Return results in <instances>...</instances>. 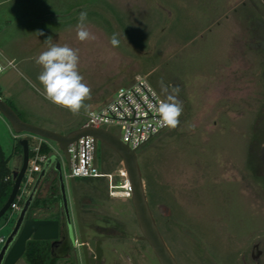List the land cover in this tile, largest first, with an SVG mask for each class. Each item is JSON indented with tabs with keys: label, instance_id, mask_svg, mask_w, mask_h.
Instances as JSON below:
<instances>
[{
	"label": "rangeland",
	"instance_id": "obj_1",
	"mask_svg": "<svg viewBox=\"0 0 264 264\" xmlns=\"http://www.w3.org/2000/svg\"><path fill=\"white\" fill-rule=\"evenodd\" d=\"M31 29L44 34L39 50L51 52L34 54L24 45ZM0 31V45L7 42L17 57L34 54L16 80L49 98L47 113L57 118V129L85 120L138 76L166 104L176 102L171 107L180 116L137 150L162 235L180 264H256L253 245L264 247V175L253 141L264 105L261 0H0ZM1 77L0 95L13 105L21 86L8 88L6 97ZM2 118L0 144L8 154L18 139ZM107 127L121 133L117 125ZM102 149L98 143L97 169L121 183L120 156ZM106 188L107 196L98 197L102 212L137 229L130 197ZM17 214L0 217L1 235H8ZM16 264H27L26 258Z\"/></svg>",
	"mask_w": 264,
	"mask_h": 264
},
{
	"label": "water",
	"instance_id": "obj_2",
	"mask_svg": "<svg viewBox=\"0 0 264 264\" xmlns=\"http://www.w3.org/2000/svg\"><path fill=\"white\" fill-rule=\"evenodd\" d=\"M0 114L8 121L14 132H25L50 140L56 145L58 151V153L52 152L47 156L42 169L34 177L28 194L14 220V224L5 237L4 243L0 246V264H16L23 255L26 249V242L29 239L48 240L57 238L59 225L66 223L71 226L76 223L82 235L81 213L78 204L79 194L75 178L69 176L72 158L68 147L80 137H85L86 135L93 137V166H97L98 143L108 145L120 156L131 187L130 199L138 225L159 263L179 264L161 236L148 204L137 159V150L142 144L132 148L126 142H123L118 134L103 127L81 126L63 134L34 125L22 120L16 111L1 97ZM180 114L181 111L177 113L176 118ZM18 144L21 147L20 161L17 166L11 168L13 183L6 201L0 207V217L5 214L13 201L28 165V138H19ZM65 163L67 165L66 170L64 169ZM54 179H56V184L58 185V192L56 193L60 194V201L48 206H44L42 202L39 205H33L36 196L39 197L44 192L39 198L43 200L46 197L47 189ZM68 185L71 187L72 202L68 197ZM38 192H40L39 195H37ZM55 196L51 195L49 198ZM71 204L74 206V214L71 211ZM55 212L59 213L58 218L47 216L49 213Z\"/></svg>",
	"mask_w": 264,
	"mask_h": 264
},
{
	"label": "flooded vegetation",
	"instance_id": "obj_3",
	"mask_svg": "<svg viewBox=\"0 0 264 264\" xmlns=\"http://www.w3.org/2000/svg\"><path fill=\"white\" fill-rule=\"evenodd\" d=\"M261 1L264 3L263 0ZM261 112L260 119L262 122L256 127L257 134L253 141L257 144L255 156L258 161L256 160V162L264 175V105ZM105 147L110 148L108 145L102 144V151ZM101 179H97L98 183H94L89 177L82 180L75 178L79 194L78 204L81 213L82 235L76 223L71 226L65 223L59 225L58 236L55 239H29L22 255L26 258L27 264H139V260H143V264H160L149 243L142 235L139 225L137 229H134L135 227L129 226L128 223L102 212L101 207L98 206V197L107 196L106 187L109 183H104ZM98 188H103V191L98 190ZM56 192H58V185L54 179L47 189L42 204L48 206L54 202H59L60 194ZM51 195L56 196L49 198ZM69 197L72 201L70 186ZM71 211L74 214L73 204H71ZM47 216L58 218L59 213H49ZM153 218L163 237L154 215ZM124 241L131 243L130 246L128 245L127 248L122 246ZM28 242H33V246H35L29 247ZM167 247L170 250L168 245ZM170 252L175 258L173 252L171 250ZM251 258L256 264H264V247L261 246L260 242L253 245ZM175 260L178 262L176 258Z\"/></svg>",
	"mask_w": 264,
	"mask_h": 264
},
{
	"label": "built area",
	"instance_id": "obj_4",
	"mask_svg": "<svg viewBox=\"0 0 264 264\" xmlns=\"http://www.w3.org/2000/svg\"><path fill=\"white\" fill-rule=\"evenodd\" d=\"M15 62L6 58L0 52V73L15 68ZM178 111L166 104L156 89L143 77H136L130 84L119 86L112 98L97 109L90 110L85 115L82 126L103 127L119 126V136L130 147L136 148L146 142L161 130L168 127L177 118ZM35 136V135H34ZM17 137V135H15ZM37 140L29 144L28 165L19 189L5 214L12 215L19 212L23 201L32 185L35 173L40 172L48 153L41 152V145L45 138L36 136ZM72 163L69 176L109 177V193L113 196H131V187L124 168L119 170L122 182L113 183L111 174H102L97 166H93V137H80L68 147ZM4 235L0 234V246L4 243Z\"/></svg>",
	"mask_w": 264,
	"mask_h": 264
},
{
	"label": "crops",
	"instance_id": "obj_5",
	"mask_svg": "<svg viewBox=\"0 0 264 264\" xmlns=\"http://www.w3.org/2000/svg\"><path fill=\"white\" fill-rule=\"evenodd\" d=\"M28 18H30V16H28ZM1 34H2V32L0 31V36H1ZM37 34H39V33H37L35 30L31 29L29 33H26V35H25L26 37L24 39H21V40L22 41L28 40V44L25 42L24 45H26L28 47H32L31 49L34 50L33 51L34 54H39L41 51H42V53L51 52L52 51L51 49H48L45 51L39 50L38 45L40 44L39 45V47H40L41 45L44 44V42L46 40L45 39L41 40L44 36V34H42V32H40V34H39L41 37H39V36L37 37ZM53 38H54V35H50L49 37H46V39H49V40H52ZM18 40H20V39H18ZM31 42H32V44H31ZM36 45H37V47H36ZM36 48H37V50H36ZM40 49H43V48H40ZM0 52L6 58L14 60L15 65H16L15 68H10V69H7V70L3 71L2 73H0V77L2 75L1 81H2V84L4 86L3 92H4V95L6 97L7 96L10 97V95H11V94H9L8 88L13 87L17 83H19V85H16L17 87L21 86L20 88L17 89V94L15 95V97H13V105H10L7 101L6 102L13 109H14L13 106H15V108L16 107L20 108L26 114V116H28V118H29V119H23L17 113L16 109H14L22 120H26L27 122L32 123L34 125H38V126H41V127H44V128H47V129H50V130H53V131H56L59 133H63V134L69 133V132H71L77 128H80L83 125L84 119H74V120L70 121L68 124H62L61 125L62 129H57L58 125H59L57 118H54L51 115V113H47V112H50V108L48 107V109H47L46 106L47 105L51 106V104H50L51 101L48 100L49 98L48 99L45 98L44 94L42 96V95L35 93V91H37V90H33L34 87L31 85H28L22 78L21 79L24 81L23 83L20 82L19 80L18 81L16 80V77L17 76L19 77V74H16V72L19 71L18 68L20 67V70L26 71L27 69H26L24 62L28 61L30 59L32 60V58L34 57V54H33V56L29 55L27 57H20V56L17 57V55H15L17 53H13L11 50H9V45L7 42H6V44L0 45ZM130 83L131 82L124 84V85H128ZM120 86H122V85H120ZM0 97L3 99V97L1 95H0ZM111 98L112 97H107V99H105V100L102 99L99 107H101L104 103L109 101ZM3 100H5V99H3ZM38 109L40 110V112H43L42 116L39 114ZM0 117H1V114H0ZM37 117L39 119H35ZM2 121L4 124L6 123V125L8 126L13 138L19 139V138L26 137L29 140V144H32L33 142H35L37 140L36 136H34L32 134L14 132L13 129L11 128L10 124L8 123V121L4 117L2 118ZM15 135H17V137H15ZM44 144L49 148V151L46 152V153H48V155L52 152L58 153L57 147L52 141L45 139ZM15 145L16 144L13 143L12 148L8 154L4 153L5 156L8 157L7 165H8L10 170H11V168L17 166L19 164V161H20L19 158H20L21 151H18L17 149H15ZM0 146H1V144H0ZM36 175H37V173H35L33 175V178ZM43 193H41L40 196Z\"/></svg>",
	"mask_w": 264,
	"mask_h": 264
},
{
	"label": "trees",
	"instance_id": "obj_6",
	"mask_svg": "<svg viewBox=\"0 0 264 264\" xmlns=\"http://www.w3.org/2000/svg\"><path fill=\"white\" fill-rule=\"evenodd\" d=\"M168 105L169 106H175L176 102L172 101V100H168ZM15 149H17L18 151H21V147L18 143H16L15 145ZM47 151H49V148L45 145L42 144L41 145V152L46 153ZM7 161H8V157L5 156L1 146H0V207L4 204V202L6 201L11 187H12V178H11V174H10V169L7 165ZM101 176H98V178L96 179H101ZM36 200H34L35 203ZM33 203V205H34ZM28 246H33V242H28Z\"/></svg>",
	"mask_w": 264,
	"mask_h": 264
},
{
	"label": "clouds",
	"instance_id": "obj_7",
	"mask_svg": "<svg viewBox=\"0 0 264 264\" xmlns=\"http://www.w3.org/2000/svg\"><path fill=\"white\" fill-rule=\"evenodd\" d=\"M11 174V173H10Z\"/></svg>",
	"mask_w": 264,
	"mask_h": 264
}]
</instances>
